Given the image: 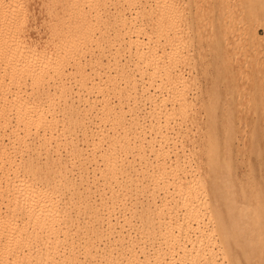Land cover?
Segmentation results:
<instances>
[{
  "label": "bare ground",
  "instance_id": "obj_1",
  "mask_svg": "<svg viewBox=\"0 0 264 264\" xmlns=\"http://www.w3.org/2000/svg\"><path fill=\"white\" fill-rule=\"evenodd\" d=\"M43 3L0 0V264H264V183L230 176L264 102L195 127L173 0Z\"/></svg>",
  "mask_w": 264,
  "mask_h": 264
},
{
  "label": "rangeland",
  "instance_id": "obj_2",
  "mask_svg": "<svg viewBox=\"0 0 264 264\" xmlns=\"http://www.w3.org/2000/svg\"><path fill=\"white\" fill-rule=\"evenodd\" d=\"M43 2L45 0H34L36 11L30 18L37 20V25L46 20L47 3ZM173 12L175 32L182 33L184 39L180 44L175 41L177 53H183L176 68L188 77L189 83L192 82L183 105L191 115H196L197 120L202 119L195 127L200 128V122L205 119L203 108L207 101L214 102L217 113L231 108L242 116L256 117L254 108L264 102V0H173ZM42 25L37 31L41 35L45 31ZM232 89L236 91L232 93ZM202 125L204 123L201 128ZM197 129L192 130L195 139ZM241 137L233 156L236 160L230 166V176L235 181L240 180L232 188L240 184L246 188L247 197H251L256 192L249 188L252 180L256 186L264 183V140L253 149L259 154L257 156L250 150L253 145L251 135L247 133ZM196 166L202 170L198 171L199 175H203L202 166ZM248 169L253 178L251 182L246 180L250 185L244 180ZM242 263L247 264L245 259Z\"/></svg>",
  "mask_w": 264,
  "mask_h": 264
}]
</instances>
